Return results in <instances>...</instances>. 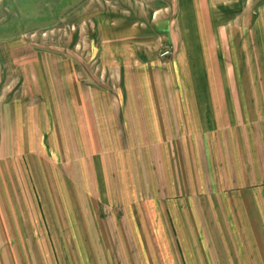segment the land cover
Instances as JSON below:
<instances>
[{
  "label": "rangeland",
  "instance_id": "obj_1",
  "mask_svg": "<svg viewBox=\"0 0 264 264\" xmlns=\"http://www.w3.org/2000/svg\"><path fill=\"white\" fill-rule=\"evenodd\" d=\"M218 1L231 12L233 26L245 32L264 16V0ZM176 4L177 0H0V213L12 214L10 236L1 218L0 264L118 261L131 255L127 251L134 245L181 244L183 222L172 220L164 205L160 212L152 194L153 170L147 167L152 157L146 154L153 141L106 139L111 135L100 131L98 115L106 110L91 109L88 130L83 125L88 119L73 109L97 101L96 92L110 106L126 93L125 81L115 80L100 66L102 18L112 16L115 24L145 22L148 36L155 33L153 22L158 19L174 24ZM158 7L169 8L156 15ZM205 17L213 24L207 10ZM165 36L142 47L152 56L149 65L178 54V34L175 43ZM212 40L210 33L203 49L210 50ZM185 48L189 54L198 51L199 61L205 54V73L213 66L222 68L221 49L205 53L182 43L181 50ZM235 48L232 41L225 45L224 70L238 68V57L246 64L247 58L237 57ZM166 51L170 60L162 59ZM187 52L182 57L187 72L170 78L177 85L191 84L186 76L201 73L190 67ZM131 86L134 100H141L136 92L140 83L134 80ZM110 106L106 113L114 111ZM74 122L82 124L80 134H74ZM88 141L91 145L84 149ZM199 224L189 222L193 244H200ZM262 239L258 237V243Z\"/></svg>",
  "mask_w": 264,
  "mask_h": 264
},
{
  "label": "crops",
  "instance_id": "obj_2",
  "mask_svg": "<svg viewBox=\"0 0 264 264\" xmlns=\"http://www.w3.org/2000/svg\"><path fill=\"white\" fill-rule=\"evenodd\" d=\"M222 4L218 0H177L174 24L158 19L153 22L155 33L148 36L145 22L125 20L115 24L112 16L102 18L100 66L115 80L125 81L122 92L126 93L110 106L105 96L96 92L97 101L79 103L73 109L84 114L88 120L83 125L91 130V109L107 112L110 106L112 113L98 112L100 131L111 135L106 139L153 141L146 156L152 157L147 167L153 170L155 204L160 212L164 205L163 210H169L172 220L183 222L184 228L180 245H134L129 247L134 250L127 251L131 255L123 260H89L82 264H264V241H257L264 238V16L245 32L240 25L233 26L228 19L231 12ZM167 8L158 7L156 15ZM206 10L213 24L206 19ZM251 28L248 37L245 33ZM210 33L214 45L207 51L203 44ZM164 34L174 43L178 34L179 44H194L201 52L221 49L222 68L212 65L205 73V54L199 61L198 51L189 54L186 48L181 50V45L174 57L177 60H170L168 53L162 59L170 61L149 65L152 56L142 47ZM230 41L236 46L237 57L244 54L247 62L243 65L238 57V68L225 71V45ZM184 52L190 67L201 73L186 76L192 79L191 84L177 85L170 78L174 73L175 79L187 72ZM134 80L140 83L138 101L133 98ZM124 95L128 99L124 100ZM76 123L74 134H80L82 124ZM89 145L88 141L84 149ZM77 148L81 149V144ZM1 218L10 236L12 214L0 213V237ZM192 220L200 222V244L188 238Z\"/></svg>",
  "mask_w": 264,
  "mask_h": 264
},
{
  "label": "built area",
  "instance_id": "obj_3",
  "mask_svg": "<svg viewBox=\"0 0 264 264\" xmlns=\"http://www.w3.org/2000/svg\"><path fill=\"white\" fill-rule=\"evenodd\" d=\"M169 51H166V53H168Z\"/></svg>",
  "mask_w": 264,
  "mask_h": 264
}]
</instances>
